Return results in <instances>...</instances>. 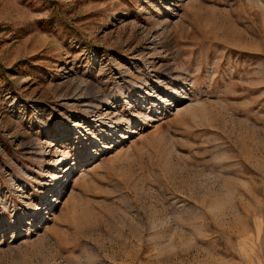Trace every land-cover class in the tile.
Here are the masks:
<instances>
[{"label": "rangeland", "instance_id": "1", "mask_svg": "<svg viewBox=\"0 0 264 264\" xmlns=\"http://www.w3.org/2000/svg\"><path fill=\"white\" fill-rule=\"evenodd\" d=\"M0 264H264V0H0Z\"/></svg>", "mask_w": 264, "mask_h": 264}]
</instances>
